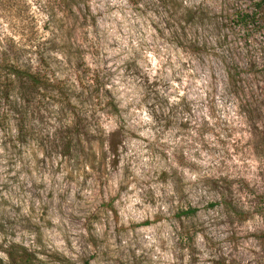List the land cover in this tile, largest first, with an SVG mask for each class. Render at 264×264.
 <instances>
[{"label":"rangeland","instance_id":"1","mask_svg":"<svg viewBox=\"0 0 264 264\" xmlns=\"http://www.w3.org/2000/svg\"><path fill=\"white\" fill-rule=\"evenodd\" d=\"M259 2L0 0V264H264Z\"/></svg>","mask_w":264,"mask_h":264},{"label":"trees","instance_id":"2","mask_svg":"<svg viewBox=\"0 0 264 264\" xmlns=\"http://www.w3.org/2000/svg\"><path fill=\"white\" fill-rule=\"evenodd\" d=\"M257 6L258 7L264 6V0H260ZM7 68L9 73L12 74L15 79H40L38 74L29 73L28 71L20 70L16 66H8L5 69ZM228 83L233 88L236 85L235 79H228ZM196 213H197V209L188 208L187 210L182 211L180 214L186 217H192L195 216Z\"/></svg>","mask_w":264,"mask_h":264}]
</instances>
